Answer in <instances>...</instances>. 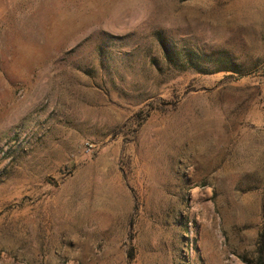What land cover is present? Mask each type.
Here are the masks:
<instances>
[{"label": "rangeland", "instance_id": "obj_1", "mask_svg": "<svg viewBox=\"0 0 264 264\" xmlns=\"http://www.w3.org/2000/svg\"><path fill=\"white\" fill-rule=\"evenodd\" d=\"M0 264H264V0H0Z\"/></svg>", "mask_w": 264, "mask_h": 264}]
</instances>
